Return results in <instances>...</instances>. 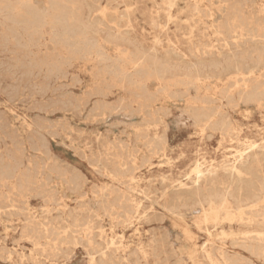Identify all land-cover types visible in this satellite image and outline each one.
Here are the masks:
<instances>
[{
	"label": "rangeland",
	"instance_id": "obj_1",
	"mask_svg": "<svg viewBox=\"0 0 264 264\" xmlns=\"http://www.w3.org/2000/svg\"><path fill=\"white\" fill-rule=\"evenodd\" d=\"M26 1L0 0V264H183L204 245L264 264L175 200L196 163L264 152V95L229 70L264 86V0ZM201 99L225 128L194 116Z\"/></svg>",
	"mask_w": 264,
	"mask_h": 264
},
{
	"label": "bare ground",
	"instance_id": "obj_2",
	"mask_svg": "<svg viewBox=\"0 0 264 264\" xmlns=\"http://www.w3.org/2000/svg\"><path fill=\"white\" fill-rule=\"evenodd\" d=\"M20 1L25 8L32 9L26 0ZM31 16L34 21H38L35 11ZM236 21L242 23L243 18L236 14ZM59 22L62 23V20ZM148 59L152 64L150 71L156 75L174 72L181 67L180 64L173 63L169 59L163 60L155 56L148 57L142 52H137L130 62L136 66H143L145 63L147 65ZM253 62L257 65L262 64V68H264V50L257 53ZM210 64L216 65L217 63L211 62ZM199 65L203 66L204 64L199 63ZM183 67L187 77H193L191 67ZM229 70L234 73L232 83L242 87L241 92L247 100H254L264 95L263 84H247L256 69H244L236 65L235 67H229ZM199 102L202 105L194 108L196 109L194 116L225 128V122L223 123L218 118L213 106H207V103L211 104V101L201 99ZM246 148L254 149L255 144L253 145L251 141V144L249 143ZM247 150H237L233 162L226 169V173L223 174H219L214 168H202L200 163H196L189 173V185L180 183L175 192V200L180 202V205H186L190 209L191 214L194 215L193 223L198 229H203L208 235L212 234L210 230L212 228L215 231L219 230L223 236L235 233L245 248L260 253L264 252V152L250 157V155H245ZM185 235L191 238L188 231L185 232ZM201 247V255L197 252V249L191 251L187 256L188 262L183 264H199L201 256L208 260L209 264H242L239 258L229 257L223 251L218 253L219 256H215L207 250V245Z\"/></svg>",
	"mask_w": 264,
	"mask_h": 264
}]
</instances>
